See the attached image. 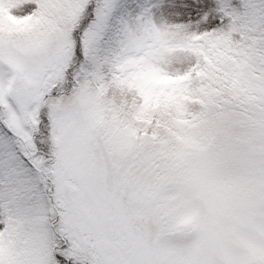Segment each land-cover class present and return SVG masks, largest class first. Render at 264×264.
Returning a JSON list of instances; mask_svg holds the SVG:
<instances>
[{
  "label": "snow or ice",
  "instance_id": "snow-or-ice-1",
  "mask_svg": "<svg viewBox=\"0 0 264 264\" xmlns=\"http://www.w3.org/2000/svg\"><path fill=\"white\" fill-rule=\"evenodd\" d=\"M0 264H264V0H0Z\"/></svg>",
  "mask_w": 264,
  "mask_h": 264
}]
</instances>
